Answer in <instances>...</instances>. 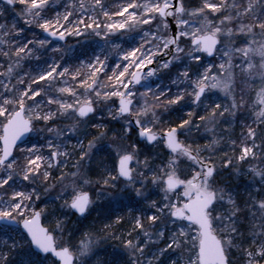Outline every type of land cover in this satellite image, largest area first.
<instances>
[{
	"label": "snow or ice",
	"instance_id": "snow-or-ice-1",
	"mask_svg": "<svg viewBox=\"0 0 264 264\" xmlns=\"http://www.w3.org/2000/svg\"><path fill=\"white\" fill-rule=\"evenodd\" d=\"M0 264H264V0H0Z\"/></svg>",
	"mask_w": 264,
	"mask_h": 264
}]
</instances>
